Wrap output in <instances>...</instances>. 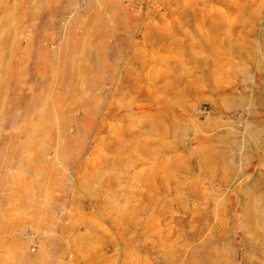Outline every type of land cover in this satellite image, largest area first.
Here are the masks:
<instances>
[{
  "label": "rangeland",
  "instance_id": "374dc122",
  "mask_svg": "<svg viewBox=\"0 0 264 264\" xmlns=\"http://www.w3.org/2000/svg\"><path fill=\"white\" fill-rule=\"evenodd\" d=\"M0 264H264V0H0Z\"/></svg>",
  "mask_w": 264,
  "mask_h": 264
}]
</instances>
